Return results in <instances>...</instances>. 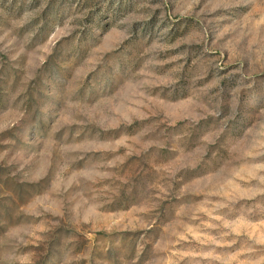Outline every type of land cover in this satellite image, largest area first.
Segmentation results:
<instances>
[{
  "label": "rangeland",
  "instance_id": "obj_1",
  "mask_svg": "<svg viewBox=\"0 0 264 264\" xmlns=\"http://www.w3.org/2000/svg\"><path fill=\"white\" fill-rule=\"evenodd\" d=\"M0 264H264V0H0Z\"/></svg>",
  "mask_w": 264,
  "mask_h": 264
}]
</instances>
